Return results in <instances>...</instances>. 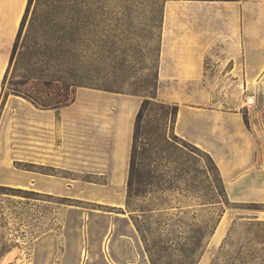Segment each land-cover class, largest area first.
<instances>
[{"label":"crops","instance_id":"0c3cea01","mask_svg":"<svg viewBox=\"0 0 264 264\" xmlns=\"http://www.w3.org/2000/svg\"><path fill=\"white\" fill-rule=\"evenodd\" d=\"M27 2L0 0V100L1 81ZM220 45L230 60L242 56L247 71L263 77L264 0H166L159 93L178 105L175 133L215 161L228 200L254 203L257 208L246 214L264 221V84L263 91L248 97L253 102L249 125L240 113L215 107L191 89L210 80L206 60ZM224 64L217 67L224 69ZM141 100L135 93L85 86L76 89L70 104L58 109L38 108L21 96H7L0 109V185L105 208L67 210L61 250L59 236L48 230L35 239L31 255L25 257L18 246H11L0 256V264H150L129 215L120 211ZM68 171L77 176H66ZM81 175L94 180H83ZM231 214L224 211L220 216L209 238L212 246L224 237ZM209 258L205 252L196 264H209Z\"/></svg>","mask_w":264,"mask_h":264},{"label":"rangeland","instance_id":"374dc122","mask_svg":"<svg viewBox=\"0 0 264 264\" xmlns=\"http://www.w3.org/2000/svg\"><path fill=\"white\" fill-rule=\"evenodd\" d=\"M44 1L32 0L28 6L18 46L1 81L0 109L7 96L14 94L12 84L23 73L22 44L42 37L31 30L33 18H39L43 10L67 21L76 17L80 27L76 36L81 41L77 50L82 72L88 77L85 87L135 93L150 100L136 159V179L141 183H133L129 203L125 199L120 210L129 215L150 264L148 249L156 264H196L205 252L209 264H264V221L246 214L257 205L227 201L215 161L175 133L172 102L159 93L157 69L166 0H48L46 5ZM230 59L221 45L217 46L206 60L205 74L210 80L191 89L215 107L240 113L243 119L247 116L249 125L253 102L249 103L248 97L263 91L264 73L259 79L247 71L242 56L237 61ZM222 62L224 69L217 67ZM17 165L29 168V164ZM64 174L77 176L72 171ZM79 177L94 180L89 175ZM26 190L0 192V250L18 246L25 257L32 254L35 239L48 230L59 236L61 250L67 210L75 206L105 208L77 198L35 195ZM224 211L232 213L228 229L212 246L209 238ZM75 222L71 214L70 223Z\"/></svg>","mask_w":264,"mask_h":264},{"label":"trees","instance_id":"16d2710c","mask_svg":"<svg viewBox=\"0 0 264 264\" xmlns=\"http://www.w3.org/2000/svg\"><path fill=\"white\" fill-rule=\"evenodd\" d=\"M31 1L32 0H28L27 2L25 13L22 17L19 31L13 44L9 64L14 55L16 46H18L25 15ZM47 1L48 0H45L43 4L46 5ZM79 29L80 27L78 26V19L76 17H71L69 18V21H67L66 17H61L56 13H51L50 10H43L39 14V18L34 17L31 30L38 31L42 37L40 39L32 37L31 39H27L28 44H22L21 55L23 60L21 61L20 68L23 73L19 74L17 76V82L12 84L13 87H11V89L13 93L25 98L34 106L42 109H58L62 106L70 104L75 98L76 88L78 86H87L85 81L88 79V77L82 72L83 68L81 65V57L77 50V48L81 45L79 37L76 36ZM5 76L6 73L4 77ZM149 105L150 100L148 98H144L137 110L134 120L132 148L127 180L126 204L129 203L133 183H141L140 179H136V159L139 139L142 138V134L145 132L142 130L141 123L143 121L144 113ZM170 105H172L173 108L175 122L178 105L176 103H171ZM244 120L246 124H248L247 116L244 117ZM2 190L17 192L28 191L26 189L0 185V192L4 193ZM30 192L35 195L42 194L31 190ZM225 197H227L226 192ZM226 199L228 201V198ZM11 246L1 248L0 256L3 255ZM147 251L149 252L151 264H156L155 261L157 259L154 258L151 250L148 249Z\"/></svg>","mask_w":264,"mask_h":264}]
</instances>
